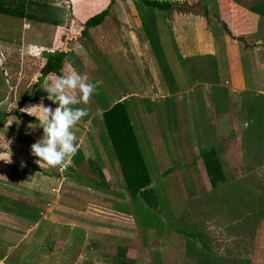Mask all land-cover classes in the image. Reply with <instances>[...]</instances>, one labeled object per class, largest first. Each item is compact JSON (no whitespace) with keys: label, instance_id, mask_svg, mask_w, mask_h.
<instances>
[{"label":"rangeland","instance_id":"rangeland-1","mask_svg":"<svg viewBox=\"0 0 264 264\" xmlns=\"http://www.w3.org/2000/svg\"><path fill=\"white\" fill-rule=\"evenodd\" d=\"M144 1L152 0H115L102 27L90 29L82 37L79 27L67 30L65 26L60 31L49 27L50 31L34 36L33 46L24 49H19V39L21 34L30 37L31 23L22 24L21 19L14 21L19 30L17 45L11 47L16 50L9 66L11 73L6 74L5 51L0 49V253L10 256L0 264H153V250L145 251L141 261L130 259L134 252L129 249L137 247L135 238L141 239L142 249H147L150 243L152 249L160 234L168 235L169 231L177 229L200 233L205 247L197 239L189 238L188 248L193 244L197 253L221 259L222 264H264V118L256 117L257 123L253 119L257 113L263 114L264 108L253 105V112L257 109L259 112H249L247 126L244 123L235 125L233 131L223 135L215 129L212 136L216 134V138L209 145L196 143L190 147L188 143L186 147L184 140L175 135L170 137L171 141L164 139L171 134L169 126L173 125L174 104L169 105L168 115L164 117L170 125L163 126L164 118L158 122L159 127H165L162 131L155 123V110L148 111L150 115L144 114L146 107L149 110L154 106L149 102L152 93L156 90L165 93L167 89V81L158 72L146 36L138 28L140 11L149 10ZM107 5L99 8L97 14ZM2 19L3 23L15 20L12 17ZM6 25H2L4 30H7ZM262 27L264 29V20ZM41 34L47 37L46 46L42 45L45 41L37 42ZM96 34H104L107 40L99 44L94 38ZM5 37H0V43L6 41ZM56 54L64 55L63 70L68 69L64 71L67 79L61 81L62 85L70 82L71 63L82 64L88 72L96 67L98 82H93L91 92L96 95L99 90L98 98H91L84 78L73 87L74 92L71 89L64 92L53 87L48 79L40 78V65ZM96 59L97 64L93 63ZM196 63H190L194 68H190L189 73L192 83L196 76H201ZM204 76L209 84H214L215 80H219L217 84L224 82L216 79L219 75L214 69ZM189 80L183 84L188 85ZM115 87L122 94H135L126 98L125 103L152 183L148 188L152 191L146 199L139 198L134 203L118 167L114 168L113 176L106 172L108 161L114 167L109 157L116 156L109 147L106 149L107 146L98 142L99 133H105L102 118L97 116L98 127H92L79 115V109L87 108L90 103L99 109L114 106L111 100L120 98L112 93ZM216 88L223 92V97L228 94L227 90ZM200 91L197 86L189 96L198 100ZM139 97L142 98L139 100ZM70 101L77 106L74 111L64 109L65 103ZM229 102V111L234 115L237 110L231 104L234 100ZM137 103L145 122L137 113ZM46 104H51L50 108ZM53 104L62 107L56 110ZM185 112L177 108L179 117ZM197 118L204 120L200 114ZM205 126L204 121L195 129ZM179 128L188 135L190 127L187 124ZM148 130L163 143L162 154L159 141L152 145L156 159L146 152L151 144L146 136ZM206 134L211 137L209 130ZM204 147L216 150L223 169L224 181L214 188L201 161V154L206 152ZM75 149L78 154L73 156ZM112 208L114 212L126 209L131 217L123 216V221ZM46 212L43 219L40 213ZM185 213L190 215V222ZM52 214L54 219H51ZM39 218L38 227L34 226ZM186 230L179 232L184 234ZM120 231L134 236L130 240L118 236L117 240L95 241V238H103L104 233L119 235ZM92 233L95 237L91 239ZM155 234L158 236L154 237ZM16 250L20 251L19 256ZM165 257L168 263L166 253Z\"/></svg>","mask_w":264,"mask_h":264},{"label":"crops","instance_id":"crops-1","mask_svg":"<svg viewBox=\"0 0 264 264\" xmlns=\"http://www.w3.org/2000/svg\"><path fill=\"white\" fill-rule=\"evenodd\" d=\"M22 1L23 3H25V9L21 21L22 24H24L25 22L31 23L30 26L32 34H30V37L28 36V38L25 37L24 34H21V38L19 39V49H24L28 45L33 46L32 41L34 40V36L39 37V32L43 33L44 31H50V28H54L59 31L63 30L67 23L69 10H72L73 16L77 19L78 22L84 23L87 19L97 14V12H99L100 10L99 8H103L104 6H106L109 0H40V3H37L39 2L38 0H3L1 3L0 0V31L5 32L4 34L0 32V37L3 35L7 36L3 38L6 41L0 43L1 51H5L4 53L6 58L4 64L6 66V74H8L7 72H12V68L9 66L12 65L13 59L11 57L15 56L12 53H14L16 50H12V48L17 45L16 38L18 36L19 28H16L17 25L16 23H14V21L18 19L15 18V20H4L5 23H3L2 17H5L6 19L11 17L8 15L9 13H7L11 4L13 2L20 4V2ZM152 1L164 2L169 4L186 3L189 6L200 4L201 7L207 10L208 16L203 17L193 14H183L178 13L174 10L140 11L141 15L138 19L140 21V24L138 28H141L143 33V25L147 20L146 17H148V15L150 14H152V16L154 17L156 32L164 53L162 65L161 61H159L154 55L153 58L156 65H158V72L162 76L163 80H166V78L168 77L167 75H169V79H171L170 83L165 82L168 85H166L167 89L165 90V93H162L159 90H156L154 91L155 93H152L153 97L149 98L151 100L149 102L153 103L154 106L153 108L150 107L149 110L146 107L144 114L150 115L148 111H150L151 109L155 110V112H157L155 123L158 124L157 127H159L161 118L163 119L164 117H167L170 108L169 105L173 103V125H170L169 123H167V121H164L165 118L162 121L163 126L170 125L169 132L171 133L170 136H164V139L169 138V140L171 141L170 137H173V135H175L178 138H182L184 140L186 147L188 143L190 144V147L192 146V144L194 145L196 143H202L203 146L204 144L209 145L210 143H212V139L216 138V134L215 136H212L215 129H217L216 131L218 132V134L223 135L228 133V131H233L235 125H241L242 123H244V126H247L246 119H248V114L251 111L252 105H254L256 108L259 106H262L264 108V29L262 27V17L259 14L260 12L258 11V9H260V11L264 10V0ZM6 23H8V25H6ZM104 23L96 28L102 27ZM4 24L7 26V30H4L2 28V25ZM94 38L95 41L99 42V44L100 42L107 40V37H105L104 34H96ZM237 39L242 40L237 41ZM40 41H45L42 45L46 46L45 43L48 40L47 37L41 34L40 39H37V42ZM146 43L149 46L147 41ZM2 47H6V49L4 50ZM27 60L31 59L27 58ZM94 61L95 62L93 63L97 64V59ZM192 62H197V70L198 73L201 74V76L195 77L194 83L189 80L190 68L192 70L194 69L193 67H190V63ZM107 64H109V62H107ZM113 66L115 65L112 64V67ZM83 68L84 67L80 63H71L68 72L72 77H69L68 79L70 81L69 84L62 85V82L67 79V77L63 76L58 84H52L53 87L55 86L56 88L67 92V90L69 89L73 91V87H75L78 84V81L82 80L83 78L86 80L84 83L86 88L90 83L97 81L95 78L98 77V71H94L96 70V67L95 69H90L89 72L86 70V67L84 69ZM212 69H214V71L219 75L216 79L224 80L223 83H221L222 81H220L217 84L219 80H215L213 81L214 84H209V82L205 80L207 79V76H204V73L209 72V70ZM67 70H63V75H65L64 71ZM186 80L190 81L188 85L183 84ZM165 83L163 82L162 85ZM197 86L201 89V94L199 93L200 98L198 100H195L193 96L189 95L193 93L195 87ZM216 87L227 90L228 94L226 93L223 97V95H221V93L223 92ZM58 89L56 90L57 93L59 91ZM113 90L115 91H112V93L120 95V98L117 100H111L113 101L112 105L122 103L128 98L135 96V94H132L130 92L122 94L116 87ZM215 90H218V93ZM161 93L162 95H160ZM140 98L142 97H139V100ZM155 98L157 99L156 101ZM233 100L234 102H231V104L233 103V107L237 109L234 115L231 110L229 111V109H231L229 101ZM134 103L135 101L131 103L132 110L136 109L133 105ZM50 105H47V107L50 108ZM52 106H54L56 110L59 109V106L62 107V105L59 104H53ZM65 107L64 109H69V111H74L75 109H77L76 104L71 101L70 103H65ZM179 107L182 108L183 111H186L185 115H182V118L181 115L179 117L177 113V108ZM137 108V113L143 116L142 112L139 109L138 103ZM211 110L213 113H211ZM101 114V112H98L93 116V121L89 120V124L91 123L92 127L93 125L95 127H98V125L96 124L98 122L97 116H99L101 119ZM199 114L204 117V120H198L197 117ZM211 114L214 115V118L213 116L211 118ZM256 117V115L255 117H253L254 123L256 122ZM261 117L262 120L264 118V109ZM180 119L182 120V122ZM145 120L146 119H144V122ZM204 121L206 122V126L204 129H195L196 125L203 124ZM186 124L190 127L188 135H184L182 133L183 131H180L181 128H179L185 126ZM133 127L134 123H132V128ZM159 128H161V126ZM104 129L105 133L103 135L99 133L98 142L107 146L106 149H108L109 147L110 151L112 150V152H114L115 154L105 126ZM164 129L165 127H162L161 131ZM154 130H152V132ZM208 130L211 137L206 134ZM191 135H194V138H192ZM146 136L147 139H150L151 141L150 147L148 150H146V152L150 158L156 159V153L153 150L152 145L156 144V142L159 141L158 144L161 143L160 154H162L161 149L163 148V143L161 142V140H159L158 136H152L151 131L149 130L146 132ZM83 138L81 140V143L83 141ZM236 138L238 140L240 136L237 134ZM142 141L143 143L146 142L145 136H143ZM211 148L204 147L203 150L205 149L204 151H208ZM193 149L196 150V148ZM75 154H78V151L76 149L73 151V156ZM81 155H83V153ZM217 156H219L218 153ZM109 158L113 161L114 167H112V163L108 161L109 165L108 170L106 171L108 176H113L115 174L114 168L118 167L119 174L124 180L117 157ZM41 160L44 161L42 158ZM114 161H116V163H114ZM156 165H158L157 162ZM157 169L159 168L157 167ZM158 175L160 174L158 173ZM124 184L126 190L128 191L125 180ZM114 190L116 191V189ZM127 193L129 194V191ZM130 198L132 200L131 196ZM112 210L114 212L113 208ZM116 211L114 213L122 216L121 220L123 221H125V219H123V216L131 217L129 216L131 214H128V211L126 209ZM40 214L44 219L46 218L47 212L46 214ZM185 215L188 214L185 213ZM50 216L51 219H54L53 214ZM186 218L187 221L190 222V215L186 216ZM39 220L41 219L39 218L35 220V222L37 223H35L34 226L38 227L40 223ZM177 222L180 221L177 220ZM182 230L186 229L169 231L168 235L160 234V238L155 239L152 249L151 243L148 244L149 246H147V249H142L139 244V240L141 239H138L139 237L135 238V245L137 247L135 249H129V251L134 252L133 257H131L130 259H133L136 262L137 260L141 261L143 256L142 254L145 251L153 250V264H188L187 251L189 238L179 232ZM118 233L121 234L117 235L113 233H104L105 235L103 236V238H95V241H97L98 239L117 240V238H119L118 236H125V238L127 239L124 240H130L134 236V234H129L125 231H120ZM100 235L98 234V236ZM156 236H158V234L154 235V237ZM94 237L95 236H93V233L92 235L90 234L91 239ZM121 248L124 249V247ZM15 253L17 256H19L20 251L16 250ZM165 253L168 255V263L165 257ZM9 257L10 256H7L5 252L4 254L0 253V261L2 263H4L5 260ZM131 263H133V261H131Z\"/></svg>","mask_w":264,"mask_h":264},{"label":"trees","instance_id":"trees-1","mask_svg":"<svg viewBox=\"0 0 264 264\" xmlns=\"http://www.w3.org/2000/svg\"><path fill=\"white\" fill-rule=\"evenodd\" d=\"M3 0H1L2 3ZM115 0H110L107 7L100 13L92 16L85 23L81 24L76 21L74 16L72 15L71 10H69L68 17H67V30L76 29L79 33V36H84L88 33V31L92 28H96L103 24L105 18L109 14L110 7L114 4ZM25 3L20 2L12 3L9 7L8 15L12 18L21 19L24 14V6ZM145 7H147L150 11L155 9L167 11V10H174L178 13L183 14H193L199 15L203 17L208 16V12L205 8L201 7L200 4H195L193 6H189L186 3H164L158 1H144ZM13 6V10H12ZM264 7V6H263ZM259 14L264 20V10L260 11ZM147 20L143 25L144 34L146 36L147 42L151 48L153 55L161 61L164 57V53L162 47L159 42V37L156 32L155 20L152 14L146 17ZM65 27V28H66ZM242 39H237V41ZM64 69V55L63 54H56L54 56L49 57L45 63L40 65L39 73L41 79H48L53 84H58L60 79L63 78V71ZM166 78L167 83L171 82L169 79V75ZM93 87V82L90 83L87 88L90 92L91 98L93 99L94 96L98 98L97 93L93 95V91L91 92ZM84 107V106H83ZM259 109V107H258ZM254 112H259V110ZM78 111V110H77ZM101 111L102 120L104 126L107 130L108 137L111 140L112 147L115 151L117 160L119 162L125 183L127 185V189L132 197L133 203L138 201L140 198L146 199L151 193V189L148 190L151 186V179L149 173L145 167L144 160L140 148L138 146L134 130L132 128V121L129 119V111L128 106L126 105L125 101L122 103H118L114 106H104L103 109H99L98 107L95 108L94 105L90 103L87 108H80L79 115L83 118V122H88L90 117H92L95 113ZM253 105L251 107V114L253 113ZM261 113L256 115L257 117H261ZM94 117L92 118V121ZM201 161L204 166V170L206 172L208 181L212 188L216 187L218 183L224 181V174L221 163L217 157V152L214 148L204 152L201 154ZM149 220V217L147 218ZM154 231V228L152 229ZM184 235L187 238L197 239L201 246L205 247L203 242V236L200 233H193V232H184ZM191 249V251H190ZM195 245L190 244V248L187 251V259L188 264H222L221 259H212L207 255H202L197 253ZM204 263H203V262ZM241 264H249L247 262H243Z\"/></svg>","mask_w":264,"mask_h":264}]
</instances>
